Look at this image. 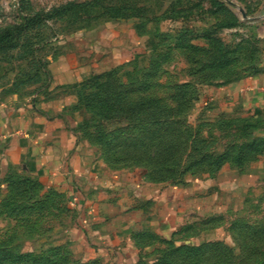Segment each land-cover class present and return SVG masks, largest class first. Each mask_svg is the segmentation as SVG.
I'll return each instance as SVG.
<instances>
[{
    "label": "rangeland",
    "instance_id": "1",
    "mask_svg": "<svg viewBox=\"0 0 264 264\" xmlns=\"http://www.w3.org/2000/svg\"><path fill=\"white\" fill-rule=\"evenodd\" d=\"M70 3L73 8L48 20L34 18ZM117 15L140 18H111ZM8 30L0 41V105L12 98L34 103L74 96L68 114L83 163L99 166L98 180L106 186L98 192L126 210L156 208L151 195L140 198L139 179L143 186L174 185L145 175L141 163L116 161L106 152L107 141L132 136V127L144 131L147 123L103 127L84 106L85 87L54 86L51 62L60 56L83 60L96 47L101 52L94 58L103 60L112 44L125 41L131 48L114 49L125 59L112 69L121 67L132 80L158 72L153 88L126 102L150 97L180 105L170 120L185 133L178 170L204 163L176 184L191 190L171 222L150 217L160 233H132L140 249L136 264H155L172 249L212 241L234 250L232 264L263 263L264 110L237 108L226 92L244 79L264 77V0H0V34ZM176 84L188 87L179 99L171 98ZM87 88L93 94L96 84ZM80 214L66 191L11 167L0 177V264H98L84 262L66 238Z\"/></svg>",
    "mask_w": 264,
    "mask_h": 264
},
{
    "label": "crops",
    "instance_id": "2",
    "mask_svg": "<svg viewBox=\"0 0 264 264\" xmlns=\"http://www.w3.org/2000/svg\"><path fill=\"white\" fill-rule=\"evenodd\" d=\"M121 42L112 44L109 48L113 52L108 50L103 60L94 58L101 52L100 47H96L88 58L79 60L82 63L63 56L52 61L50 70L54 86L81 83L93 74L112 69L125 59L123 52L114 49L131 48L130 44ZM101 65H104L102 69ZM226 93L237 108L252 113L264 110L263 76L233 84ZM74 102V96L66 95L47 101L41 98L34 103L27 98H12L0 105V175H5L11 167L18 168L23 174L37 177L73 198L81 214L66 238L84 262L136 264L140 249L132 233L149 230L160 233L150 217L163 225L171 222L177 214L175 208L185 204V196L191 189L176 185L164 189L143 186L137 177L139 183L135 182V186L141 191L140 198L151 195L157 201L153 213L143 206L126 210L124 204L106 199L98 192L100 187L106 186L98 180L101 169L83 163L81 148L72 131L68 108ZM94 171L98 174L94 175ZM119 187L116 185L118 190Z\"/></svg>",
    "mask_w": 264,
    "mask_h": 264
},
{
    "label": "trees",
    "instance_id": "3",
    "mask_svg": "<svg viewBox=\"0 0 264 264\" xmlns=\"http://www.w3.org/2000/svg\"><path fill=\"white\" fill-rule=\"evenodd\" d=\"M73 6V3H70L55 8L50 13L36 14L34 18L39 21L48 20L54 15L67 12ZM86 6L87 3L82 5L84 8ZM133 17L136 18L134 15L111 16L113 19H131ZM10 32L8 30L0 34V41L9 37ZM157 75L158 72H149V74H143L141 80L137 77L134 78L135 80L132 78L125 79L121 67H117L101 75L91 76L81 84L73 85V87L77 88L80 85L85 87L81 91L84 96L82 97L84 106L93 115L99 117V123L103 127L125 122L147 123L145 126H141L144 131L137 132L135 127H132L134 132L132 136L118 137L107 141L105 149L110 159L141 163L140 165L145 168V175L150 178L160 177L159 182L176 185L183 183L186 170L194 171L198 169V165L204 163L199 160L186 170H178L182 163V157L178 158L177 154L183 150L182 145L186 143L185 139L183 140L185 133L181 127L173 122L170 123V120L174 118L177 112H180V105L177 104L173 108L159 99L150 97H142L133 104L126 102L127 99L130 100V96L153 88L154 82L151 79ZM92 84H96L95 93H87V86ZM173 88L178 91V94H172L171 98L179 99L181 97L180 92L188 87L184 84H176ZM197 92L199 93V87ZM143 115L146 117L142 118ZM233 257L234 250L228 245L220 241H212L196 247L180 246L172 249L155 264H199L202 260L207 264H232ZM261 264H264V261Z\"/></svg>",
    "mask_w": 264,
    "mask_h": 264
}]
</instances>
